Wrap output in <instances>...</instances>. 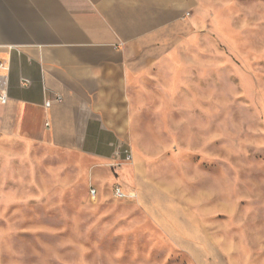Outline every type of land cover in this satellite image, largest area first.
<instances>
[{
    "label": "rangeland",
    "instance_id": "rangeland-1",
    "mask_svg": "<svg viewBox=\"0 0 264 264\" xmlns=\"http://www.w3.org/2000/svg\"><path fill=\"white\" fill-rule=\"evenodd\" d=\"M148 56L127 172L0 152V264H264V0H201Z\"/></svg>",
    "mask_w": 264,
    "mask_h": 264
},
{
    "label": "crops",
    "instance_id": "crops-1",
    "mask_svg": "<svg viewBox=\"0 0 264 264\" xmlns=\"http://www.w3.org/2000/svg\"><path fill=\"white\" fill-rule=\"evenodd\" d=\"M200 1L0 0V152L45 146L127 172L115 153L139 139L134 86L154 64L148 50Z\"/></svg>",
    "mask_w": 264,
    "mask_h": 264
},
{
    "label": "built area",
    "instance_id": "built-area-1",
    "mask_svg": "<svg viewBox=\"0 0 264 264\" xmlns=\"http://www.w3.org/2000/svg\"><path fill=\"white\" fill-rule=\"evenodd\" d=\"M0 70H7L2 63H0ZM24 83L28 84L29 82L24 81ZM8 100H9L8 85H7V82H2V83H0V104H2V105L7 104ZM56 101L62 102V98H57ZM45 105L47 108H50V107H52L53 102L47 101ZM115 158L120 163L121 162L131 163L134 160V155H133V152L131 149L124 148L123 150L117 151L115 153ZM91 195L93 198H95L97 196V190L93 189L91 191ZM115 197L117 199H125V198L131 197V196L127 195L120 186H117V188L115 189Z\"/></svg>",
    "mask_w": 264,
    "mask_h": 264
}]
</instances>
